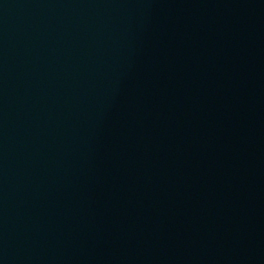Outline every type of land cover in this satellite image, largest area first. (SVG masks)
Here are the masks:
<instances>
[{
  "label": "water",
  "instance_id": "obj_1",
  "mask_svg": "<svg viewBox=\"0 0 264 264\" xmlns=\"http://www.w3.org/2000/svg\"><path fill=\"white\" fill-rule=\"evenodd\" d=\"M133 0H0V264H106Z\"/></svg>",
  "mask_w": 264,
  "mask_h": 264
}]
</instances>
